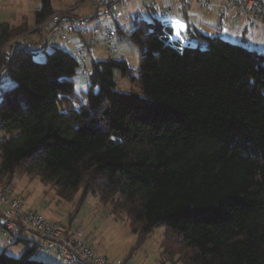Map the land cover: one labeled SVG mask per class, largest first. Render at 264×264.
I'll use <instances>...</instances> for the list:
<instances>
[{
    "label": "trees",
    "instance_id": "16d2710c",
    "mask_svg": "<svg viewBox=\"0 0 264 264\" xmlns=\"http://www.w3.org/2000/svg\"><path fill=\"white\" fill-rule=\"evenodd\" d=\"M40 1L34 28L56 13ZM132 23L118 32L139 47V69L92 60L78 92L71 52L38 62L7 50L28 19L0 20V74L13 82L0 88V183L39 179L76 214L93 196L138 243L164 227L166 264H264V54L196 28L183 46L156 17ZM17 244L22 256L1 253L0 264H52L34 259L38 241Z\"/></svg>",
    "mask_w": 264,
    "mask_h": 264
},
{
    "label": "built area",
    "instance_id": "2783aa9c",
    "mask_svg": "<svg viewBox=\"0 0 264 264\" xmlns=\"http://www.w3.org/2000/svg\"><path fill=\"white\" fill-rule=\"evenodd\" d=\"M186 8L196 1L198 7L206 12L217 9L214 0H181ZM221 8V24H225L234 9L237 16L246 18L252 30L264 29V0H223ZM124 0H100L96 5V19L85 17H68L55 13L41 25L43 40L22 42L14 47L16 50H27L32 53H43L55 41L59 40L68 45L71 36L79 39L78 46L71 51L80 64L79 74L86 75V63L91 54L99 46L104 47L112 56L117 53L118 44L122 38L118 27L124 18L120 7ZM150 10L160 21H166L165 16H172L167 21L172 29L170 40L178 41L183 46L192 43L190 28L185 19H176L175 2L167 8L162 7L158 0H151ZM140 14V13H138ZM137 14V15H138ZM136 15V16H137ZM182 25L183 27H177ZM124 31V28H122ZM178 33V35H177ZM13 86L7 71L0 74V88ZM72 227V226H71ZM32 233L41 242L42 249L55 257L62 264H106V260L97 256L86 240L83 230L69 228L48 221L43 212L28 207L22 196L16 194L13 184H0V239L6 238V244L15 245L22 235Z\"/></svg>",
    "mask_w": 264,
    "mask_h": 264
},
{
    "label": "rangeland",
    "instance_id": "374dc122",
    "mask_svg": "<svg viewBox=\"0 0 264 264\" xmlns=\"http://www.w3.org/2000/svg\"><path fill=\"white\" fill-rule=\"evenodd\" d=\"M99 1L100 0H86L81 3L79 7L74 8V0H55L53 7L56 13L62 14L63 16L72 13L74 18H79L82 17L80 14H84L85 12L93 14L94 10V13H96L95 5ZM150 1L151 0H124L123 6L120 7L124 15V18L120 21L121 26L127 28L128 31L131 32L133 30L132 20L137 12L139 13V11H141L142 7H148L150 11L149 15L144 13L143 17L147 19L157 17V15L153 14L150 10ZM131 2H134L135 5L131 4ZM40 7V0L0 1L1 21L10 22L14 25L22 23L21 20H23L22 18L24 16L28 19V31L14 37L10 43H8V49H14L17 44L22 42L27 43L28 39H25V37L33 38L32 35L34 33L41 34L43 32L40 26L34 28L35 12ZM204 13L207 12L201 10L199 14L203 15ZM37 39H39V37ZM34 40H36V38ZM41 40H43V35L40 36L38 41ZM127 46L131 48V53L128 54L130 67L134 70H138L140 66V49L129 41ZM55 48L59 47L56 45L50 47L46 53L36 55L35 59L38 62H45L47 54H51ZM101 49L106 50L104 47L99 46L94 52L98 53ZM92 54L89 62L86 63L87 74L81 75L78 73L74 78L76 90L78 92L87 90V76L90 69V62L92 61ZM262 54H264V49L262 50ZM96 57L100 58V54H97ZM79 77H83L82 82L79 81ZM117 83V89L121 93L131 92V86L127 81L119 79ZM136 89L139 90L138 88ZM15 135H17V133ZM4 137L5 134L0 130V140ZM12 184L14 188L17 189L16 194L20 193L23 196V199L28 203V207L43 212L48 221L60 227L66 226L74 230H83L91 249L97 256L104 258L107 261L106 264H166L162 257L164 227L155 229L146 242L138 243V237L132 233L129 221L123 219V217L122 219H116L112 215L110 207H108V214H103L102 210L104 206L93 196L87 198L83 207H81L76 214L74 213L75 206L73 203L60 200L56 195L55 189L51 186H44L39 179L31 180L25 176L20 177L15 175ZM22 237V239L25 238L30 241H38L37 236L32 233L24 234ZM39 243L41 244V242ZM23 249L21 244L9 245L7 247L0 245V254L5 253L10 257L20 258L23 254ZM34 259L52 264H62L56 261L54 256L42 248L39 253L34 256Z\"/></svg>",
    "mask_w": 264,
    "mask_h": 264
},
{
    "label": "crops",
    "instance_id": "0c3cea01",
    "mask_svg": "<svg viewBox=\"0 0 264 264\" xmlns=\"http://www.w3.org/2000/svg\"><path fill=\"white\" fill-rule=\"evenodd\" d=\"M158 1L164 8L169 7L170 5L173 4V2H175V7L177 8V13L175 15V18L177 20L181 18L185 19L189 28L199 29L206 36L220 37L226 41H230L232 43L242 45L248 49L256 50L260 53H262V50L264 49V29L260 28L259 30H252L248 26L246 18L244 17L239 18L237 16V12L239 11L238 9L233 10V14L230 16V18L224 25L221 24L220 6L223 5L224 3L223 0H214V4H216L217 9L214 12H207V13H204L203 15L199 14L201 12V9L198 7L196 1L191 5V7H188V8L185 7V5L183 4L181 0H158ZM131 4L135 5L134 2H131ZM139 13L142 16L144 13L149 15L150 11L148 7H142ZM80 16L86 17L87 19H91V20L96 19L94 10H93V14L85 12L84 14H80ZM164 18L166 21H172V16L166 15ZM20 24L17 23L14 25L18 26ZM119 26L121 28H124L121 26V24H119ZM124 32L130 33L127 28H124ZM32 36L33 38L25 37V39H28V41H38L40 39V33H34ZM38 37L39 39H37ZM35 38L36 40H34ZM121 38L122 40L118 44V47H117L118 49L117 53H115L113 56L107 50L101 49L98 53L93 52L91 59L94 61H103V60H108L110 58L122 59V60H126L129 64L128 54L131 53V48L127 46L128 41L125 39V37H121ZM70 39L71 41L66 46L64 45L62 41L57 40L54 42V44L51 45V47H54L56 45L61 49L71 52L73 49H75L78 46L79 39L76 36H71ZM6 49L9 50L7 47ZM97 54H100V58L96 57ZM79 78H80L79 81L82 82L83 77H79ZM16 190L17 189L15 188V191ZM18 195L22 196L20 193H18ZM108 212H109L108 207H104V209L102 210V213L107 215ZM0 245L6 246V247L8 246L6 244V238H2L0 240Z\"/></svg>",
    "mask_w": 264,
    "mask_h": 264
},
{
    "label": "snow or ice",
    "instance_id": "6c2138e0",
    "mask_svg": "<svg viewBox=\"0 0 264 264\" xmlns=\"http://www.w3.org/2000/svg\"><path fill=\"white\" fill-rule=\"evenodd\" d=\"M177 27H180V28H182L183 26H182V25H177ZM177 35H178V33H177Z\"/></svg>",
    "mask_w": 264,
    "mask_h": 264
},
{
    "label": "bare ground",
    "instance_id": "6f19581e",
    "mask_svg": "<svg viewBox=\"0 0 264 264\" xmlns=\"http://www.w3.org/2000/svg\"><path fill=\"white\" fill-rule=\"evenodd\" d=\"M124 32V31H123Z\"/></svg>",
    "mask_w": 264,
    "mask_h": 264
}]
</instances>
